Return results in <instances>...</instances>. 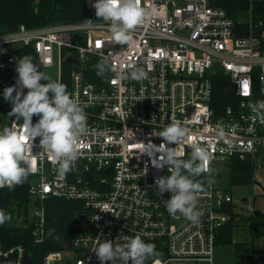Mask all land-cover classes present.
Here are the masks:
<instances>
[{"label": "built area", "instance_id": "built-area-1", "mask_svg": "<svg viewBox=\"0 0 264 264\" xmlns=\"http://www.w3.org/2000/svg\"><path fill=\"white\" fill-rule=\"evenodd\" d=\"M139 2L146 17L123 44L113 41L91 0H85L88 17L83 21L40 27L22 24L0 32V128L20 129L23 123L22 117L16 120L9 115L12 104L2 96L5 87L16 83V63L23 56L31 57L51 79L63 82L86 115L79 157L64 177L57 175L58 161L41 149L40 138L31 142L30 199L22 209L28 212L34 201L33 217H27L26 224L34 241L42 243L53 231L48 227L50 199L79 201L86 217L76 224L72 245L65 242L64 249L46 252L42 264H63L66 253L70 264H101L92 250L98 241L122 245L126 237L137 235L155 245V254L145 264H215L214 246L234 213L233 195L220 182L216 159H249L255 169L264 165V112L250 107L264 100V44L259 27L263 22L251 23L245 35L242 21L211 0ZM71 56L76 62H68ZM105 58L115 71L99 76L88 62L101 63ZM66 63L71 64L69 77H65ZM137 67L145 68L148 78L117 76ZM89 68L93 76L88 75ZM218 75L228 82L230 102L225 106L215 95ZM232 84L236 90L230 96ZM23 91L26 94L28 89ZM1 100L7 101L5 106ZM38 119L34 114L32 122ZM174 121L187 129L178 146L183 147L184 158L192 142L210 153L209 173L196 177L203 183L198 193L203 215L197 224L168 212L165 199L171 193H159L154 182L170 174L168 166L158 169L141 153L144 144L161 143L164 138L153 133ZM218 129L224 130L223 137ZM25 254L24 245L6 247L0 240V264H24ZM114 264L124 262L116 259Z\"/></svg>", "mask_w": 264, "mask_h": 264}, {"label": "clouds", "instance_id": "clouds-1", "mask_svg": "<svg viewBox=\"0 0 264 264\" xmlns=\"http://www.w3.org/2000/svg\"><path fill=\"white\" fill-rule=\"evenodd\" d=\"M91 2L95 15L107 22L113 41L121 44L132 39V30L144 21L147 14L139 0ZM97 68L99 76L115 71L107 58ZM15 71L18 74L16 83L5 87L2 96L12 104L9 115H15L16 120L22 117L23 123L20 129L0 128V188L7 186L9 189L22 184L29 176L27 156L35 138H40L41 149L54 155L58 161L57 175L64 177L78 159L79 141L87 132L84 106L67 91L63 82L51 79L29 56L18 58ZM117 76L140 81L148 78V72L143 67H137L128 74L117 73ZM25 88L28 89L26 94L23 91ZM250 107L254 112H264V100ZM34 114L39 116L35 123L32 122ZM217 134L223 137L225 132L218 129ZM153 135L164 139L159 144H144L141 153H146L151 158V164L158 169L168 166L170 174L159 176L154 181L159 193H171L170 198L165 199L168 212L173 215L179 213L192 224L199 223L203 212L198 207V193L203 183L196 177L209 173V151L205 146L192 142L190 156L185 159L183 147L178 146L184 141L187 129L178 121L166 124ZM212 179L209 176V184ZM9 219L10 214L0 209V224ZM125 239L122 245L108 240L98 241L92 250L101 264L105 261L114 264L116 259L124 264H129V261L131 264H145L155 254V245L145 242L139 235Z\"/></svg>", "mask_w": 264, "mask_h": 264}, {"label": "trees", "instance_id": "trees-1", "mask_svg": "<svg viewBox=\"0 0 264 264\" xmlns=\"http://www.w3.org/2000/svg\"><path fill=\"white\" fill-rule=\"evenodd\" d=\"M212 4L225 8L230 14L242 21L245 35L249 33L251 21L253 23L264 19V0H211ZM88 17L85 0H0V32L16 30L20 25L40 27L57 23H73L83 21ZM263 30V28H262ZM100 62L90 60L89 65L95 66ZM71 73V64H65V77ZM95 73L89 68L88 75ZM228 82L225 78L215 77V95L222 105L230 101L227 94ZM2 106L7 101L1 100ZM230 181L233 185L249 184L254 181V165L249 159L231 158ZM29 176L13 189H0V209L15 217L20 213L24 203L28 202ZM229 206V210L231 209ZM79 201L53 198L47 202L48 227L62 235L68 247L76 231V224L83 214ZM239 215L233 213L217 242H233V227ZM6 222V221H5ZM0 224V240L6 247L22 244L26 248L24 264H42L46 252L65 247L49 239L36 243L32 235L31 226H9ZM250 227L254 228V238H258L259 229L264 228V212L254 209L250 217ZM236 264H264V249L254 250L251 254L242 256Z\"/></svg>", "mask_w": 264, "mask_h": 264}, {"label": "rangeland", "instance_id": "rangeland-1", "mask_svg": "<svg viewBox=\"0 0 264 264\" xmlns=\"http://www.w3.org/2000/svg\"><path fill=\"white\" fill-rule=\"evenodd\" d=\"M260 21L263 22V25H259L261 29L263 28L260 40L261 43L264 44V19L255 23L251 21V23L255 26L258 25ZM190 153L191 152H188L185 159L190 156ZM230 164L231 159L218 157L215 162V170L220 174L222 186L233 195V210L235 214L239 215V220H235V226L232 230L233 242L225 243L220 241L214 246L213 259L215 264H236L242 256L249 255L254 250L261 251L264 249V228H260L259 237L254 238L255 229L249 226L250 217L254 209H259L264 212V165L256 167L253 182L249 184L233 185L230 181ZM27 209L28 212L24 208L20 211L19 218L10 217V219L5 222L6 225L26 226L27 217H29V220L33 217V211L35 209L33 200L29 203ZM77 227L76 225V228ZM77 256H81V254H77ZM70 257V254L68 257L66 253L63 264H70Z\"/></svg>", "mask_w": 264, "mask_h": 264}, {"label": "water", "instance_id": "water-1", "mask_svg": "<svg viewBox=\"0 0 264 264\" xmlns=\"http://www.w3.org/2000/svg\"><path fill=\"white\" fill-rule=\"evenodd\" d=\"M257 34L260 35L261 32L257 31ZM76 37H79L78 35H76ZM68 62H76V60L71 56L68 59ZM235 90H236V85L232 84L231 85V89H230V96H233L235 94ZM82 219H86V217L84 215L81 216ZM49 240H51L52 242L56 243V244H60L62 246L65 245V240L62 237V235L60 233H58L56 230H53L51 232V234L49 235Z\"/></svg>", "mask_w": 264, "mask_h": 264}]
</instances>
